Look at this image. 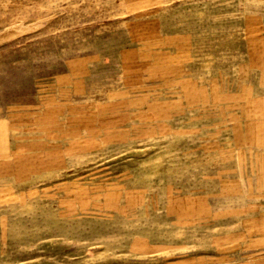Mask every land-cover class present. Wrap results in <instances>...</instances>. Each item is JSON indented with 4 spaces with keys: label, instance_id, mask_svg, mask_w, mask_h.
<instances>
[{
    "label": "rangeland",
    "instance_id": "374dc122",
    "mask_svg": "<svg viewBox=\"0 0 264 264\" xmlns=\"http://www.w3.org/2000/svg\"><path fill=\"white\" fill-rule=\"evenodd\" d=\"M0 264H264V0H0Z\"/></svg>",
    "mask_w": 264,
    "mask_h": 264
},
{
    "label": "bare ground",
    "instance_id": "6f19581e",
    "mask_svg": "<svg viewBox=\"0 0 264 264\" xmlns=\"http://www.w3.org/2000/svg\"><path fill=\"white\" fill-rule=\"evenodd\" d=\"M19 26H15L14 28H11V29H9L7 32H5V33H2V34H0V36H5V35H8V37H10V36H13L16 32H19V30H23V29H25V28H27V26H21L20 24H18Z\"/></svg>",
    "mask_w": 264,
    "mask_h": 264
}]
</instances>
